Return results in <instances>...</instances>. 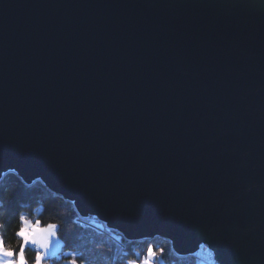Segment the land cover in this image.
<instances>
[{
	"label": "water",
	"instance_id": "obj_1",
	"mask_svg": "<svg viewBox=\"0 0 264 264\" xmlns=\"http://www.w3.org/2000/svg\"><path fill=\"white\" fill-rule=\"evenodd\" d=\"M124 239L264 264V0H0V182Z\"/></svg>",
	"mask_w": 264,
	"mask_h": 264
},
{
	"label": "trees",
	"instance_id": "obj_2",
	"mask_svg": "<svg viewBox=\"0 0 264 264\" xmlns=\"http://www.w3.org/2000/svg\"><path fill=\"white\" fill-rule=\"evenodd\" d=\"M20 216L40 221L41 226L58 225L61 248L59 255L46 261L48 264H65L74 258L72 253L76 254L78 264H127L137 254H143L149 244L157 250L165 249L163 264H199L195 256L179 254L170 241L160 236L130 241L114 231L121 237L120 244L95 225L82 223L74 204L50 192L41 181L27 184L18 174L8 172L0 182V234L10 246L18 242L15 232L20 227ZM36 251L30 247L29 257H34ZM155 264H161L160 260Z\"/></svg>",
	"mask_w": 264,
	"mask_h": 264
},
{
	"label": "snow or ice",
	"instance_id": "obj_3",
	"mask_svg": "<svg viewBox=\"0 0 264 264\" xmlns=\"http://www.w3.org/2000/svg\"><path fill=\"white\" fill-rule=\"evenodd\" d=\"M20 227L15 232L18 242L10 246L3 234H0V264H46V261L56 256V245L59 243L58 225L49 223L41 226L40 221L31 223L25 216L19 217ZM30 247L38 249L34 257H29ZM164 248L158 250L149 244L143 254H137L136 259L127 261V264H155L159 259L163 264ZM69 264H78L75 253ZM60 257L57 256V259ZM83 259V257H81Z\"/></svg>",
	"mask_w": 264,
	"mask_h": 264
},
{
	"label": "built area",
	"instance_id": "obj_4",
	"mask_svg": "<svg viewBox=\"0 0 264 264\" xmlns=\"http://www.w3.org/2000/svg\"><path fill=\"white\" fill-rule=\"evenodd\" d=\"M81 216V215H80ZM82 223H91L95 225L99 230L105 232L109 237L121 243V237L113 234L114 230L111 229L105 222L100 221L96 217H80ZM98 221V222H97ZM195 258L199 264H219L216 260L213 251L206 244H201L198 250L195 252Z\"/></svg>",
	"mask_w": 264,
	"mask_h": 264
},
{
	"label": "crops",
	"instance_id": "obj_5",
	"mask_svg": "<svg viewBox=\"0 0 264 264\" xmlns=\"http://www.w3.org/2000/svg\"><path fill=\"white\" fill-rule=\"evenodd\" d=\"M31 222V221H30ZM31 223H35L34 221L33 222H31ZM57 237H58V234H57ZM58 241H59V243L56 245V253H58L59 252V250H60V248H61V241H60V239H59V237H58ZM35 248V247H34ZM36 249V248H35ZM38 250V249H37Z\"/></svg>",
	"mask_w": 264,
	"mask_h": 264
},
{
	"label": "rangeland",
	"instance_id": "obj_6",
	"mask_svg": "<svg viewBox=\"0 0 264 264\" xmlns=\"http://www.w3.org/2000/svg\"><path fill=\"white\" fill-rule=\"evenodd\" d=\"M29 221H31V222H33L31 219H28ZM43 227V226H42ZM58 253H56V255H57ZM59 255V254H58ZM69 262L70 261H66V263L65 264H69ZM46 264H48V263H46Z\"/></svg>",
	"mask_w": 264,
	"mask_h": 264
}]
</instances>
